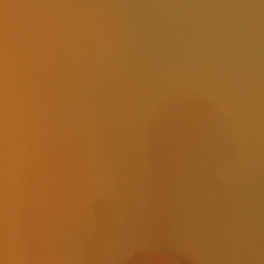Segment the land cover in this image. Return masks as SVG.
Wrapping results in <instances>:
<instances>
[{
	"label": "water",
	"instance_id": "water-1",
	"mask_svg": "<svg viewBox=\"0 0 264 264\" xmlns=\"http://www.w3.org/2000/svg\"><path fill=\"white\" fill-rule=\"evenodd\" d=\"M0 264H264V0H0Z\"/></svg>",
	"mask_w": 264,
	"mask_h": 264
}]
</instances>
